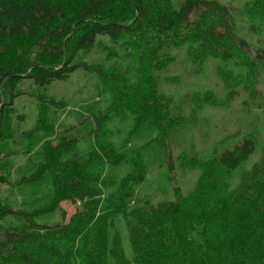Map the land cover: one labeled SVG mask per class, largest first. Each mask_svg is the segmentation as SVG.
<instances>
[{"label": "trees", "instance_id": "16d2710c", "mask_svg": "<svg viewBox=\"0 0 264 264\" xmlns=\"http://www.w3.org/2000/svg\"><path fill=\"white\" fill-rule=\"evenodd\" d=\"M149 1L79 0L71 10L59 0H0V136L9 129L3 126L4 109L11 108L23 93L15 90L20 80H31L43 90L82 70L93 73L103 87H116L117 83L143 86L146 92L142 99L128 91L125 96L140 117L151 118L135 123L134 152L125 161L129 169L106 198L121 212L130 240L127 252L119 230L111 223L107 256L112 264H264V146L258 158L247 165L257 149L255 132L240 134L220 148L213 144L210 156L196 158L208 163L210 169L186 156L189 148L195 147L192 150L199 154L209 148V135L205 136L211 134L208 123L204 125L207 132L197 137L202 146L196 145L195 129L191 128L200 107L207 103L217 106L218 100L230 106L236 98L243 106H263L264 97L255 84L264 82V47L256 48L251 38L235 29L230 8L218 0H182L177 8L164 0L154 9ZM258 23H251V28L258 31ZM104 37L110 46L102 41ZM95 47L104 54L87 62L85 56L93 54ZM139 58L151 71L140 85V81L133 84L135 71L126 63ZM208 66L215 80L204 91L192 90L181 82L182 74L188 79H193L192 73L204 76ZM173 67L180 72L173 73ZM172 87L180 88L181 93L175 96L176 91L169 90ZM206 94L211 97L204 101ZM89 104L87 114L94 118L82 136L69 134L72 126H65L57 143L45 144L46 167L54 187L50 205L26 211L0 200V264H73L75 219L80 224L87 222L90 213L80 211L78 217L74 213L68 221L54 224L42 223L38 217L58 208L61 201L73 204L89 193L88 184L94 190L100 186L88 182L83 173L95 148L83 150L78 145L80 138L99 130L95 124L102 106L97 100ZM93 137L100 139L99 135ZM147 156L158 166L167 164V180L158 183L157 200L151 195L133 207L132 189L145 179ZM184 168L198 174L196 183L204 174L208 180L214 175H218L216 179L223 177L217 196L222 204V226L206 223L199 238L189 234L194 219L217 208L204 199L196 183L187 189L179 184L175 173ZM233 171H238V176L231 182L229 173ZM0 183H7L2 175ZM248 212L253 215V224L239 234V216ZM7 218L17 224L8 223ZM66 235L72 244L69 247L64 244Z\"/></svg>", "mask_w": 264, "mask_h": 264}, {"label": "rangeland", "instance_id": "374dc122", "mask_svg": "<svg viewBox=\"0 0 264 264\" xmlns=\"http://www.w3.org/2000/svg\"><path fill=\"white\" fill-rule=\"evenodd\" d=\"M55 1V0H54ZM72 10L78 4L79 0H59ZM164 0H150V8L154 9ZM169 2L171 8H177L182 0H165ZM225 3L230 8V17L234 20L235 29L240 33L247 35L252 39V45L256 48L264 47V0H218ZM259 22L256 31L250 26L251 23ZM132 37V39H136ZM138 37V36H137ZM255 37V38H254ZM108 46L110 43L106 37L101 38ZM138 39V38H137ZM258 39V40H257ZM140 42L135 45H139ZM95 52L85 56L87 62L98 60L99 54H104L100 49L95 47ZM139 50V49H138ZM251 53L255 54V49L251 48ZM130 59L126 63L133 73V84L136 81L145 82L149 79L151 71L145 62ZM146 61V60H145ZM173 73L180 72L173 67ZM193 79L184 78L182 74L181 82L187 83L192 90L204 91L208 85H213L215 80L209 66L204 71V76H198L196 73ZM127 75V74H126ZM125 75V76H126ZM213 76V77H212ZM120 83H123L121 80ZM137 85V86H138ZM185 86V90L187 88ZM172 87L170 91H176L178 96L181 89ZM255 88L264 97V82L255 84ZM16 91L23 92L15 98L13 105L4 109L5 118L4 128L9 127L5 134L0 136V175L7 183H0V200L13 208L21 210H38L41 207H48L54 196L53 176L48 167H46L45 144L51 142L55 144L59 136H62L63 127L68 126L72 129L69 134L82 136L84 128L90 123L91 116H88L87 109L90 108L89 102L99 101L102 106V113L99 114L95 124V134L83 136L80 138L78 145L83 150L95 148L93 154L88 155L86 167L83 170L84 177L88 182L100 185L97 190L88 184V192L80 198L75 199L72 204L69 201H61L58 208L42 214L38 220L45 224H54L68 221L74 213L78 212L89 214L87 222L76 221V230L73 231L76 237L74 241L75 256L73 264H112L107 256V247L110 243L113 227L119 230L122 242L127 252H129V236L125 230L121 212L115 206L114 201H108L106 198L109 192L116 186L117 179L129 169L125 162L128 155L132 154V143L137 139L135 132V123H145L151 116L144 119L140 117L138 110L125 92H131L142 99L146 89L143 86L134 87L131 85L103 87L100 80L93 73L78 70L71 74L65 81H54L50 86L43 90L35 87L31 80L23 79L17 83ZM184 90V89H183ZM124 92V93H122ZM39 96V99H38ZM211 94L204 96V101L208 100ZM200 99H202L200 97ZM53 101V103L51 102ZM221 102V103H220ZM219 105L206 104L200 107L197 112L198 119L195 120L194 140L197 146H202L198 136L204 135L205 123L211 127V134L208 136L209 148L207 152L199 154L189 148L186 156L196 164L198 158L210 156L214 148L213 144L220 148L222 144L232 142L239 138L240 134L252 131L258 139L257 149L247 163H251L258 158L261 148L264 146V101L261 108L243 106L239 99L231 101L230 106L224 100L217 101ZM89 104V105H88ZM213 105V106H211ZM89 118H88V117ZM93 123V122H92ZM94 125V123H93ZM99 132V133H98ZM99 135L100 139L93 136ZM89 137V138H88ZM196 138V139H195ZM95 141H100L97 144ZM158 141V140H157ZM157 141L153 143L156 144ZM108 147L102 151L99 148ZM202 148V147H201ZM199 149V148H198ZM197 149V150H198ZM152 152V151H151ZM197 158V159H196ZM198 164L204 167L210 166L199 160ZM147 167V173L141 185L133 187V197L130 203L133 207L141 205L148 197L153 195L152 199L157 200L160 195L157 185L161 180H167V164L164 166L157 165V162L151 160L148 156L144 161ZM197 164V165H198ZM205 165V166H204ZM179 171L175 173L179 178V184L184 189L195 185L198 174L190 170ZM231 182L236 181L238 171L229 173ZM112 176V178H109ZM207 174L197 182L199 191L208 203H211L217 209L209 213L204 212L198 215L189 229L190 237H198L199 231L204 229L206 223H213L217 228L222 226L223 219L221 211L222 204L217 201V196L222 187V178L212 180L205 178ZM209 177V176H208ZM103 206V208H102ZM93 212V214H92ZM78 217V216H77ZM75 217V218H77ZM8 223L17 224L15 220L7 218ZM253 224V215L251 212L239 216L238 233H244L250 229ZM66 247L71 246L70 238L66 235L64 241Z\"/></svg>", "mask_w": 264, "mask_h": 264}, {"label": "water", "instance_id": "95a60500", "mask_svg": "<svg viewBox=\"0 0 264 264\" xmlns=\"http://www.w3.org/2000/svg\"><path fill=\"white\" fill-rule=\"evenodd\" d=\"M2 106V105H1Z\"/></svg>", "mask_w": 264, "mask_h": 264}]
</instances>
